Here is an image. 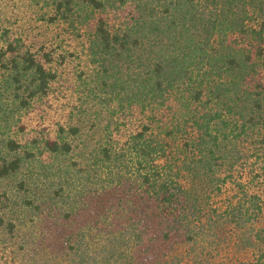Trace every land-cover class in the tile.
I'll list each match as a JSON object with an SVG mask.
<instances>
[{
    "label": "trees",
    "instance_id": "16d2710c",
    "mask_svg": "<svg viewBox=\"0 0 264 264\" xmlns=\"http://www.w3.org/2000/svg\"><path fill=\"white\" fill-rule=\"evenodd\" d=\"M32 1L114 121L25 132L74 53L0 26V264H264V0Z\"/></svg>",
    "mask_w": 264,
    "mask_h": 264
},
{
    "label": "rangeland",
    "instance_id": "374dc122",
    "mask_svg": "<svg viewBox=\"0 0 264 264\" xmlns=\"http://www.w3.org/2000/svg\"><path fill=\"white\" fill-rule=\"evenodd\" d=\"M46 9L48 8L40 1L36 4L32 0H0V26L10 28L13 26L11 21L17 20L14 25L18 27V30L27 31L30 34L29 39L37 37L36 40L43 41L48 47L55 48L54 60L58 55L57 53H63V49H68L74 53V56L67 55L66 62L58 68L60 75L59 83L56 85L58 92L50 94L45 99L41 106L43 108L41 116L30 111L25 114L21 126L25 127V132L29 134L36 131L41 133L47 131L51 134L58 125L75 126L79 135L70 137L73 141V147H75L74 150L78 152L81 148L88 151L92 147L102 144V142H107L110 136L105 131L107 129L105 126L108 122H113L114 118L110 117L105 104L87 98L79 90L63 88V77H69L70 85H72L74 78L71 75L74 71L85 69L88 72V67H83L85 61L81 46L84 41L82 38L63 32L62 25L57 24V22L42 21L39 15L43 12L47 16ZM56 43H58L57 46ZM25 132L17 134H24ZM74 157L79 159L77 155ZM79 161L82 162V159ZM242 180L248 181L246 178ZM11 185L10 180L0 181V191L10 192ZM249 187L253 192L260 195L264 209V176L256 179L253 184L250 183Z\"/></svg>",
    "mask_w": 264,
    "mask_h": 264
}]
</instances>
